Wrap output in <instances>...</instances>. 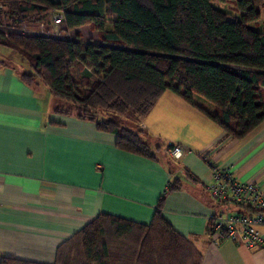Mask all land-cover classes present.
<instances>
[{"label": "trees", "instance_id": "obj_1", "mask_svg": "<svg viewBox=\"0 0 264 264\" xmlns=\"http://www.w3.org/2000/svg\"><path fill=\"white\" fill-rule=\"evenodd\" d=\"M225 1L0 0V24L44 20L53 8L62 12L59 35L0 30V45L10 49L9 62L14 53L27 64L19 73L23 82H41L61 100L55 111L93 121L114 134L117 149L157 161L137 122L166 89L206 114L225 136L241 137L264 118V26L254 24L252 0H234V13ZM82 25L91 26L98 40H81ZM74 65L80 91L72 82ZM100 111L128 115L131 125L99 117ZM163 158L171 174L178 164ZM179 185L174 173L146 221L99 211L56 245L52 261L5 255L0 264H200L192 235L162 213L165 195ZM213 219L207 218V233Z\"/></svg>", "mask_w": 264, "mask_h": 264}, {"label": "crops", "instance_id": "obj_2", "mask_svg": "<svg viewBox=\"0 0 264 264\" xmlns=\"http://www.w3.org/2000/svg\"><path fill=\"white\" fill-rule=\"evenodd\" d=\"M2 46L0 258L50 262L56 245L99 211L146 221L175 173L180 185L165 195L162 213L192 235L200 264H264V244L210 241L205 224L218 205L205 188L210 166L199 157L206 151L209 164H230L238 180L264 187V118L241 137L225 136L206 114L166 89L138 124L150 146L159 145L154 149L158 160H152L117 149L114 134L93 121L55 111L47 86L23 82L19 73L25 66L15 63L22 64L21 59L9 62L11 54ZM169 143L183 149L171 174L163 158ZM183 167L196 182L185 178Z\"/></svg>", "mask_w": 264, "mask_h": 264}, {"label": "built area", "instance_id": "obj_3", "mask_svg": "<svg viewBox=\"0 0 264 264\" xmlns=\"http://www.w3.org/2000/svg\"><path fill=\"white\" fill-rule=\"evenodd\" d=\"M49 18L51 26L56 25L58 28L62 19L61 10L51 9ZM28 25L26 20H20L16 25L2 22L0 30L4 34L16 32L33 36L59 35L52 27L46 28L43 21L34 27ZM166 149L172 158L180 157L183 152L182 147L177 144ZM206 156V151L199 153V157L208 163L211 171V179L205 188L218 205V209L213 213L214 224L213 231L209 233L210 241L216 245L219 241L227 239L246 247L264 244V187L252 180H238L230 164H209Z\"/></svg>", "mask_w": 264, "mask_h": 264}, {"label": "rangeland", "instance_id": "obj_4", "mask_svg": "<svg viewBox=\"0 0 264 264\" xmlns=\"http://www.w3.org/2000/svg\"><path fill=\"white\" fill-rule=\"evenodd\" d=\"M233 1L234 0H226L225 2H226V4H227V7H228V10L231 12V13H234L235 12V10H234V7H233ZM252 2H253V4H255V6H256V9L258 10V20H257V22H255L254 24H258V25H260V26H264V0H252ZM50 10L51 9H49L47 12V15H46V18L44 19V20H46V22L44 21V20H32V21H26V22H28V26L29 27H34V26H37V24H39V22H41V21H43V23L46 25L47 24V26H49V27H52V29L53 30H56V32L57 33H62L61 31H59L58 30V28H57V26L55 25H53V26H51V21H50V18H49V15H50ZM35 22H37V23H35ZM88 27H90L91 29L89 30L88 29ZM50 29V28H49ZM93 30V31H92ZM80 39H89V40H92V38H93V40H98V38H97V35L95 34V31H94V29L91 27V26H89V25H82V26H80ZM71 36H72V34H71V32H68ZM89 35V36H88ZM2 47H4V46H2ZM0 48H1V45H0ZM6 50H8V52H10L9 50V48H6V47H4ZM13 55L14 56H12V58H11V60H12V62H14L15 61V57H17L18 58V56L17 55H15L14 53H13ZM0 56H1V54H0ZM19 59V58H18ZM15 63L16 64H18L20 67H22V66H25V69H27L28 67H27V64L26 63H24V61H22V64H20L18 61H15ZM70 73H71V75L73 76V85L75 86V88L76 89H79V87H80V83H79V77H78V72H77V68H76V66L74 65L72 68H71V71H70ZM78 91V90H77ZM79 91H80V89H79ZM201 102V104L202 105H204L205 107H207V108H211L210 107V104L209 103H207L205 100H201L200 101ZM54 103H55V107H57V106H59L60 104H61V100L60 99H57L56 97H55V101H54ZM64 104H65V102H64ZM99 117H104V118H108V119H113V120H115V121H117L118 123H121V124H125V125H131V122H130V120H129V117H128V115H120V114H116V113H113V112H111V111H100L99 112ZM140 121V120H139ZM139 121L137 122V126L139 127ZM140 134V133H139ZM140 136L141 137H143V134H140ZM153 143V142H152ZM158 144H159V142H158ZM156 145H155V143H153L152 145H151V147L153 148V150L156 148L155 147ZM168 151V150H167ZM167 154H169V153H167ZM170 155V154H169ZM174 163H176V162H174ZM209 183V182H208Z\"/></svg>", "mask_w": 264, "mask_h": 264}]
</instances>
